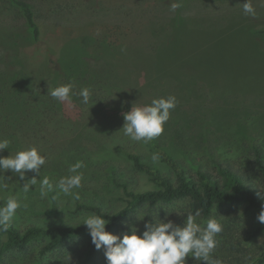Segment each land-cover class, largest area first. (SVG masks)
Segmentation results:
<instances>
[{
	"label": "rangeland",
	"instance_id": "1",
	"mask_svg": "<svg viewBox=\"0 0 264 264\" xmlns=\"http://www.w3.org/2000/svg\"><path fill=\"white\" fill-rule=\"evenodd\" d=\"M25 1L40 30L38 41L21 8L11 0H0V138L11 141L10 149L0 156L37 146L46 163L40 177L29 171L20 180L11 170L4 173L11 179L4 181L8 187L0 191V207L7 197L18 196L23 205L14 217L18 224H77L94 213L77 209L82 201L119 208L125 194L114 177L127 180L135 189L152 188L148 177L132 167L126 152L152 162L155 151L148 143L123 135V114L133 104H149L169 94L177 97L178 104L162 135L153 140L188 168L191 162L208 166L221 159L247 169L264 198V179L251 163L253 145L264 152V32H255L264 28V0H251L254 16L244 14L245 0H179L182 6L175 12L170 10L173 0ZM179 27L182 30L172 34ZM148 43L159 44L161 74L153 71L145 77L137 64L151 62L153 55L142 51ZM57 44L60 50H54ZM164 59L176 62L184 74L166 71L168 67L163 72ZM126 61L135 67L131 74L124 69ZM109 62L126 78H112ZM195 71L205 79L184 77ZM166 73L171 76L162 77ZM70 81L75 85L73 93L90 89L88 105L75 94L71 103L47 94L48 89ZM76 161L85 165L80 170L82 186L74 190L78 199L56 191L41 196L39 179L48 176L55 184ZM155 164L167 169L160 160ZM34 175L37 185L23 193V183ZM261 210L240 203L214 207L200 217L205 225L211 217L223 225L213 259L245 264L264 249V228L252 234L264 226L257 219ZM175 211L189 212L188 201L145 206L117 234L130 233L133 225L142 232L146 222L159 219L182 226L186 214ZM146 212L150 216L137 218ZM89 239L49 253H42V243H35L2 255L0 264H66L71 252L85 248ZM194 263L189 256L187 264Z\"/></svg>",
	"mask_w": 264,
	"mask_h": 264
},
{
	"label": "trees",
	"instance_id": "2",
	"mask_svg": "<svg viewBox=\"0 0 264 264\" xmlns=\"http://www.w3.org/2000/svg\"><path fill=\"white\" fill-rule=\"evenodd\" d=\"M18 5L31 29L34 41L40 38V30L34 19V14L29 2L25 0H11ZM182 28L173 29V33L181 31ZM255 32H264V28L255 29ZM113 36L112 34H110ZM138 43V42H137ZM140 43V42H139ZM137 45V46H136ZM146 48L142 47L143 53L153 55L151 62L138 63L141 75L147 77L154 72L161 74L158 64L157 52L159 44H152ZM61 46V44H60ZM134 47H140L141 44H134ZM151 47V48H150ZM54 50L59 48L54 47ZM264 51V47H261ZM60 50V48H59ZM133 54H135L133 52ZM176 62L163 61L162 71L165 67L168 70H177L176 75L182 76L184 72L177 67ZM142 64V65H141ZM166 65V66H165ZM143 66V67H142ZM128 61L124 69L133 70ZM123 69V68H122ZM119 69V70H122ZM179 70V71H178ZM207 68L201 69L200 74L204 76ZM128 74V75H130ZM167 74V73H166ZM109 75L115 80L126 78L123 74L117 73L112 62H109ZM127 75V76H128ZM187 79L200 78L197 72L185 74ZM171 76L170 74L162 77ZM173 76V75H172ZM161 77V76H160ZM177 76L175 77V79ZM202 79H205L201 77ZM193 81V80H192ZM199 80H197L198 82ZM201 82V81H200ZM203 83V82H202ZM148 145L158 153L160 161L164 163L167 169H162L148 160H144L139 153L126 152V156L131 162L132 167L145 174L153 187L150 189L139 190L129 186V182L124 179H113L114 183L120 186L125 194L124 204L116 209H108L102 206L101 202H78L77 209L89 210L96 214H104V218L109 221L106 230L117 234L118 229L126 220L133 217L141 208L145 206L154 207L159 204H168L179 200L188 201V211L195 212L200 210L201 216H207L214 207L224 205L247 203L251 206L264 207V198L259 193L257 186L249 177L247 169L235 167L231 161L213 159L208 166L191 162L189 168L180 160L174 158L159 142L154 140L148 141ZM252 166L260 173L264 179V152L257 146L252 148ZM83 219L79 222L82 223ZM78 224V223H77ZM59 223L51 225H42L32 223L20 225L15 219L10 223L7 231H0V257L8 252L20 251L27 249L35 243H42L41 252H51L58 248H66L81 238L90 236L88 228L83 225ZM264 226H259L253 231V235L258 233ZM66 264H107L103 248L97 250L90 239L82 250H73L67 258ZM195 264V263H194ZM200 264H206L201 261ZM245 264H264V249L252 260Z\"/></svg>",
	"mask_w": 264,
	"mask_h": 264
},
{
	"label": "clouds",
	"instance_id": "3",
	"mask_svg": "<svg viewBox=\"0 0 264 264\" xmlns=\"http://www.w3.org/2000/svg\"><path fill=\"white\" fill-rule=\"evenodd\" d=\"M182 5L179 0H173L170 10L175 12ZM245 15L254 16L256 10L251 0H245L242 5ZM123 51V49H122ZM74 82L59 85L48 89L49 94L58 102L71 103L72 95L81 97V103L88 105L91 91L85 87L78 93H73ZM178 99L175 95L169 94L166 97L153 98L149 104L134 105L125 112L124 124L121 128L123 135L131 141L147 143L164 132V126L169 121L171 111L176 108ZM11 141L8 138H0V152L10 149ZM152 162L158 163L160 156L158 153L151 155ZM46 157L37 146H30L18 150L14 155L0 156V191L7 189L6 180L11 177L4 176V173L11 170L13 174L19 176L20 180H25L26 173L31 171L40 177L41 166L45 165ZM85 165L83 161H76L68 167V175L61 177L55 184L48 176L39 179V189L41 196H46L49 192L56 191L64 196H73L75 189L82 186L84 173L80 171ZM37 175L27 179L23 183L22 191L27 194L31 188L37 185ZM78 199V195H76ZM21 199L16 196H9L5 199L4 206L0 207V231H7L11 221L15 217L17 210L22 208ZM167 212V211H166ZM173 212V211H172ZM186 214L182 226L176 225L173 221L146 222L144 230L131 226L130 233L125 232L122 237L106 230L109 223L104 218V214L92 213L87 215L82 223L85 225L91 236V242L97 250L103 248L107 264H187V258L191 256L195 264L201 261L206 264H222L219 259H213L212 254L218 245L217 235L223 231V225L219 219L211 217L206 225L200 219L201 212L197 209L194 213ZM169 213V212H167ZM150 216L147 212L138 219ZM223 216V215H221ZM258 221L264 224V207L257 217Z\"/></svg>",
	"mask_w": 264,
	"mask_h": 264
}]
</instances>
